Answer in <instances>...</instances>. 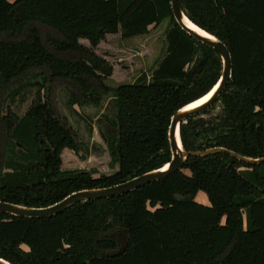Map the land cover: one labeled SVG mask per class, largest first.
<instances>
[{"label": "trees", "instance_id": "16d2710c", "mask_svg": "<svg viewBox=\"0 0 264 264\" xmlns=\"http://www.w3.org/2000/svg\"><path fill=\"white\" fill-rule=\"evenodd\" d=\"M180 4L233 58L220 98L182 123L184 150L224 148L264 158V0ZM166 22L150 72L115 86L113 65L95 49L110 35L135 43ZM37 23L59 36L46 43ZM222 72L220 54L181 29L171 0H0V202L48 208L77 192L164 168L172 160L173 116L208 94ZM58 80L68 81L70 109L101 112L97 125L77 114L92 137L108 127L99 134L112 173L64 168L90 158L78 155V135L57 117L49 84ZM25 90H35V99L20 116L11 103ZM199 192L210 206L196 202ZM117 232L127 234L129 246L112 258ZM0 258L13 264H264V163L249 165L227 153L189 157L164 180L55 217L0 213Z\"/></svg>", "mask_w": 264, "mask_h": 264}, {"label": "rangeland", "instance_id": "374dc122", "mask_svg": "<svg viewBox=\"0 0 264 264\" xmlns=\"http://www.w3.org/2000/svg\"><path fill=\"white\" fill-rule=\"evenodd\" d=\"M38 25L39 30H41L42 37L47 43L49 38L59 36V33L48 27H43ZM167 27V22L163 27L155 29L150 32L146 37L140 38L137 42L134 41H123L120 35H110L104 42H102L96 49L95 53L100 57L105 58L107 61L111 62L114 67V85L118 86L120 84H129L134 82V80L144 72L149 71L151 66L154 64L155 60L162 53L163 41L162 37L164 31ZM112 36V37H111ZM81 44L89 47L90 43L86 40H81ZM150 72V71H149ZM68 81L58 80L55 83H50L49 86L52 91L56 94L55 96V109L57 117L61 124L66 127H71L73 131L78 135L81 142V148L78 150V155L81 158H90L88 162L77 161V165L71 167L64 164L65 169L72 168L74 170H98L101 174L112 173L113 170L110 167V158L107 156L106 145L103 144L99 131L102 133L108 128L106 125H101V129L95 130L94 137L91 136L89 128L86 127L82 118L78 116L80 110L86 115L94 120V124L97 125V121L101 112L96 108L87 107L85 109H80L75 107L78 111L77 113L69 108V101L71 98V91L68 87ZM113 83L110 82L109 86ZM35 90H25L22 96L17 99L13 104V109L18 112L21 116L26 113L27 109L32 105L35 99ZM11 101H8L10 103ZM110 106V100L107 99L103 108L107 111ZM75 109V110H76ZM97 127V126H96ZM98 128V127H97ZM110 129V128H109ZM112 131V129H110ZM94 138V141H93ZM103 148L106 150L105 155L103 154ZM102 156V157H100ZM66 162V158H65ZM195 198L196 202L201 205L210 206L209 197L204 192H199ZM118 236H115L117 238Z\"/></svg>", "mask_w": 264, "mask_h": 264}, {"label": "water", "instance_id": "95a60500", "mask_svg": "<svg viewBox=\"0 0 264 264\" xmlns=\"http://www.w3.org/2000/svg\"><path fill=\"white\" fill-rule=\"evenodd\" d=\"M171 3H172L173 16H175V20L178 23V25L181 27V29H183L191 36H193V38H195L199 43L201 42L206 46L211 47L212 49L217 51V53L220 54L221 56L222 69H223L219 82L214 86V88L208 94L202 97L204 98L208 96V98L204 102H202L201 105L197 107H191L190 104L186 105L184 109H181L173 116L169 130V142L171 143V150H172L171 162L167 164V166H165L164 168L151 171L148 174H144L142 176L133 178L131 179V181L127 183L119 184L113 186L112 188L77 192L75 194L66 197L63 201L59 202V204H56L48 208L34 209L25 206L22 207V206L10 204L7 202L5 203L0 202V213H4V214L7 213L19 218L25 217L31 219L55 217L57 215H60V213L74 206H77L80 203L96 201L101 199H110L116 196L129 194L132 193V191L149 186V184L164 180L168 176L178 173L184 167L185 162L189 157H203L206 155L227 153L233 158L240 160L243 163L249 165H258L264 163V158L251 159L241 156L240 154L238 155L224 148L210 149L203 153L187 152L186 150H184L183 142H181V136H180L182 123L193 115L202 114L203 111L209 109L220 98L221 94L226 90L227 85L233 75V69H232L233 58L227 46L219 38L217 39L215 36L206 32L201 27L199 28L189 19L188 16H186L180 4V0H171ZM185 21H188L190 24L195 26L198 29V31H202L206 35L202 34L201 32L199 33L197 30L192 29L185 23ZM202 98L200 100H202ZM116 234H117L116 236H118L116 240L119 244V248L117 251H115V253L108 255L112 258L125 253V251L129 246V238L127 234H124L123 232H117ZM0 264H13V263L9 261H5L4 259L0 258Z\"/></svg>", "mask_w": 264, "mask_h": 264}, {"label": "bare ground", "instance_id": "6f19581e", "mask_svg": "<svg viewBox=\"0 0 264 264\" xmlns=\"http://www.w3.org/2000/svg\"><path fill=\"white\" fill-rule=\"evenodd\" d=\"M185 23H186L189 27H191L192 29L198 31V29H197L195 26H193L192 24H190L188 21H185ZM198 32H199V33L201 32L202 34L206 35V34L203 33L202 31H198ZM207 98H208V96L202 98V100H199V101H197V102H194V103L190 104V106H191V107H197V106L201 105L202 102H204Z\"/></svg>", "mask_w": 264, "mask_h": 264}]
</instances>
